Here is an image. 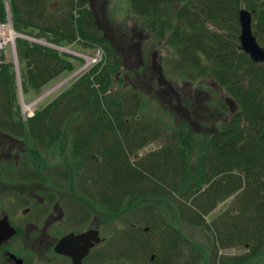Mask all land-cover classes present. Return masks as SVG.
Here are the masks:
<instances>
[{"label":"trees","instance_id":"16d2710c","mask_svg":"<svg viewBox=\"0 0 264 264\" xmlns=\"http://www.w3.org/2000/svg\"><path fill=\"white\" fill-rule=\"evenodd\" d=\"M91 1L69 0L68 12L60 14L49 0H0V23L6 21L8 4L12 27L24 37L60 49L77 45L107 52L105 59L28 121L21 114L14 66L3 57L0 134L24 140L26 149L36 156L37 167L46 166L44 159L49 153L64 155L69 150L81 167L82 178L76 184H91L78 185L82 196L99 197L105 203L109 200L116 215L131 209L128 220L133 247L149 246L142 236L146 235L143 228L149 231L147 217L142 221L140 212L134 211L151 198L163 202L165 187L160 186L165 184L158 183L167 182L172 174L181 177L180 188L177 183L169 188L172 195L178 191L182 200L190 193L209 201L207 206L196 201L193 211L181 204L176 208L180 221L205 228L214 241L212 256L207 258V252L192 249L183 240L161 208L149 206L147 215L156 218L157 231L165 227L164 233H159L163 255L169 260L180 255L191 264H250L258 260L264 252V63L252 62L240 50L239 14L242 9L251 13L253 32L264 47V0H130L146 29L172 49L173 71L184 73L191 82L209 77L213 93H218V88L238 108L195 160L191 154H196L201 144L196 134L182 128L165 131L157 122L140 119L143 83L134 76L136 71L127 70L125 60L100 31ZM16 50L25 100L41 96L59 77L73 74L82 62L26 39L16 41ZM114 83L121 90L111 94ZM176 95L189 107V97ZM222 109L229 110L226 104ZM157 141L163 144L159 151L144 158L137 156ZM69 169L67 182L75 175ZM86 188L96 189L98 195L87 193ZM233 193L243 200L240 217L229 219L225 228L220 224L217 231L215 221L210 225L207 217ZM155 247L160 248L157 243ZM242 247L246 249L244 257L218 259L222 250ZM180 256L177 262L182 263Z\"/></svg>","mask_w":264,"mask_h":264},{"label":"rangeland","instance_id":"374dc122","mask_svg":"<svg viewBox=\"0 0 264 264\" xmlns=\"http://www.w3.org/2000/svg\"><path fill=\"white\" fill-rule=\"evenodd\" d=\"M49 1L50 4H52L53 9L58 13L61 14V12H68V10H66L68 9L66 3H68L69 0ZM91 3L100 31L106 35L112 47L117 49L119 54L125 60L127 70H129L130 73L136 71L137 73L134 76H137V80L143 83V94L141 96L143 105L139 114L140 119L144 120L145 123H150V121L157 122L165 131H174L178 128H182L187 133L192 135L196 134L201 144L196 150V154H191L190 158L195 160L197 155L204 152L208 142L211 140V136H213L216 131L220 130L222 125L230 120L231 114L233 115L238 112V108L233 102L229 101L226 94L221 92L218 88H216L218 93H213L212 88L214 87V83L209 77L201 80L198 79L197 81L193 79V82H191L190 78L185 76L184 73L174 72L173 63L175 60L172 49L167 46L164 41L156 38L146 29L142 19L134 14L130 0H92ZM8 9L9 5L6 4V21L4 23H8L11 18L10 13L7 11ZM12 32L15 35V46L18 39H26L59 50L60 52L70 54L82 61L80 64H77V70L73 74L59 77L49 88L44 90V93L41 96L25 100L21 88L17 50L13 47V44L10 43L0 51V56L2 55L3 57L4 55V62L11 63L14 66L18 87V99L24 121L33 118L37 110L49 105L76 80L81 78L93 66L99 64L107 57V52L103 48L87 49L76 45L72 48L60 49L51 46L44 41H37L24 37L15 32L13 28ZM4 35L7 36L8 33H4ZM138 73H140V75ZM127 80L129 81V78ZM120 90L121 88L119 85L114 83V87L111 89V92H109L113 94ZM219 92H221V94ZM176 94L189 97V107H186L184 101L179 99ZM223 104H226L227 108H229L228 112L223 111ZM71 131L72 127L69 129L70 133H72ZM18 143L25 142L24 140H18ZM162 145L163 144L160 143V141L151 142L150 145L138 152L139 154L137 156L139 158H144L155 154L154 152L159 151ZM16 146H18L20 151L26 149V147H22V145L19 146V144H16ZM19 159L21 158L19 157ZM44 160L46 167L49 166L52 169L62 167L65 169L70 168L69 171L73 170L75 175L73 181L70 182L71 186L82 178V176H80L81 167L74 163L75 161L72 160L69 150L64 155H61L60 152H51L45 156ZM34 164L35 163L33 162L32 165ZM168 178L167 182L158 183V185L165 184L160 187H165V189H167H164L165 198L163 199V202L151 198L143 202V205L142 203L140 205H142V207L153 206L154 208H161L166 221H169V223L182 234L183 240L191 245L192 249L200 248L204 252H207V258H209V256H212V242L214 241L210 237V233H208L205 228L200 229V227H194V225H191L189 222H181V217H178L176 214V208H181V204L188 206V208L193 211L196 201H198L199 204H202V206H207L209 204L208 199L203 198V196H194L188 193L182 200L179 198L180 195L177 193L178 191L174 192V195H172L169 192V188H173L172 183H177V185H179L178 188H180L181 177L178 178L177 176L169 174ZM193 182L195 183L196 181L193 180ZM86 184L87 186L91 185L88 183ZM46 188L47 187H45V189ZM32 189L34 190L32 192L35 193H50V191L44 190L40 185H35ZM51 193H53L52 190ZM65 196H67V194ZM224 199L223 203H220L207 217L210 225L215 221L214 224L219 228L217 231H220V224H222V228H225L229 219L240 217L239 215L241 214L243 200L240 201L238 193H233ZM139 210L141 209L138 208L134 212H140ZM220 215L221 217H219ZM153 219L156 218L147 217L149 231L146 235H142L146 237L145 241H147L151 247L148 251L147 259L144 260H148L152 254L156 255V253H158L162 255V251L165 250L163 245L161 246L160 244L161 240L159 236V233H164L165 227L163 228L162 226V229L157 231L158 225ZM155 243L160 246L158 250H156ZM205 248L207 250L211 249L210 251H207ZM184 251H187V249ZM245 253L246 249L243 247L230 248L225 251L222 250L218 259L222 258L224 260L235 256L244 257ZM187 254L188 252H185V255ZM179 256L180 255L174 260H180ZM180 258L183 260L182 262H188L186 257L180 256ZM141 260L144 261L143 259ZM250 264H264V252L258 260H254L250 262Z\"/></svg>","mask_w":264,"mask_h":264},{"label":"flooded vegetation","instance_id":"af4514ba","mask_svg":"<svg viewBox=\"0 0 264 264\" xmlns=\"http://www.w3.org/2000/svg\"><path fill=\"white\" fill-rule=\"evenodd\" d=\"M0 138V264H191L158 253L144 260L151 247L132 246L130 208L116 215L109 200L84 197L77 191L82 184L71 186L67 169L32 165L34 153L16 146L25 143ZM35 185L50 193L32 192Z\"/></svg>","mask_w":264,"mask_h":264},{"label":"water","instance_id":"95a60500","mask_svg":"<svg viewBox=\"0 0 264 264\" xmlns=\"http://www.w3.org/2000/svg\"><path fill=\"white\" fill-rule=\"evenodd\" d=\"M240 22V50L249 56L256 64L264 63V47L257 40L252 28V15L249 11L242 9L239 14Z\"/></svg>","mask_w":264,"mask_h":264},{"label":"built area","instance_id":"2783aa9c","mask_svg":"<svg viewBox=\"0 0 264 264\" xmlns=\"http://www.w3.org/2000/svg\"><path fill=\"white\" fill-rule=\"evenodd\" d=\"M4 33H8V35L6 36L4 35ZM10 43L13 44V47L15 48V35L12 32V24L9 20L8 23H4V24L0 23V51H2L3 48ZM3 57L2 55L0 56V63H2Z\"/></svg>","mask_w":264,"mask_h":264}]
</instances>
